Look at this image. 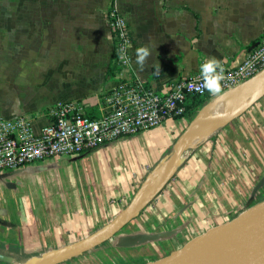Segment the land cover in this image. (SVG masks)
I'll return each instance as SVG.
<instances>
[{
    "label": "crops",
    "instance_id": "1",
    "mask_svg": "<svg viewBox=\"0 0 264 264\" xmlns=\"http://www.w3.org/2000/svg\"><path fill=\"white\" fill-rule=\"evenodd\" d=\"M111 8L125 16L132 36L122 73L157 90L209 57L237 65L264 37V0H0V118L25 116L39 133L62 102L100 116L117 81L109 72ZM140 45L152 48L144 70L136 64ZM190 120L165 119L75 155L0 171V264L51 263L111 225ZM177 168L126 223L129 231L103 242L110 248L98 258L161 260L264 199V94L187 151Z\"/></svg>",
    "mask_w": 264,
    "mask_h": 264
},
{
    "label": "built area",
    "instance_id": "2",
    "mask_svg": "<svg viewBox=\"0 0 264 264\" xmlns=\"http://www.w3.org/2000/svg\"><path fill=\"white\" fill-rule=\"evenodd\" d=\"M107 24L114 40L112 66L117 81L109 89L106 110L98 117H90L75 101L59 103L51 109L50 121L39 133L32 131L25 116L0 118V171L44 158L75 155L85 148L149 130L165 119L182 117L187 96L205 94L207 90L195 91L202 83L200 67L192 75L168 82L163 90L146 86L140 78L125 76L122 70L130 63L132 46L127 20L111 8ZM121 49L125 50L127 61L120 59ZM223 67V91L256 75L264 69V37L251 46L239 64L223 63Z\"/></svg>",
    "mask_w": 264,
    "mask_h": 264
},
{
    "label": "water",
    "instance_id": "3",
    "mask_svg": "<svg viewBox=\"0 0 264 264\" xmlns=\"http://www.w3.org/2000/svg\"><path fill=\"white\" fill-rule=\"evenodd\" d=\"M263 70L264 69H262L260 72ZM154 71H158V68H156ZM195 116L193 118H195ZM221 128H219V130ZM219 130H217V132ZM176 142L169 155H180L176 150ZM160 162L148 174L144 183L138 189L129 207L111 225L104 227L102 229L105 230L103 233H99V231H97L95 236H93L90 240L74 244V250L63 254L61 257L49 264H57L83 254L90 249L101 245L104 241L121 230L122 227L126 225V223L131 219V217L137 214L139 210H141L142 207L160 191V189L174 174L173 173L169 178H167V180L134 214L127 216L126 212L130 207H132L138 192L144 188L150 174H152L158 168ZM232 260L246 261L249 262V264H264V199L252 204L231 220L199 235L192 242L179 249L174 254L148 264H223L224 261Z\"/></svg>",
    "mask_w": 264,
    "mask_h": 264
},
{
    "label": "bare ground",
    "instance_id": "4",
    "mask_svg": "<svg viewBox=\"0 0 264 264\" xmlns=\"http://www.w3.org/2000/svg\"><path fill=\"white\" fill-rule=\"evenodd\" d=\"M263 92L264 70L238 86L222 92L220 97H214L207 102L178 138L176 150L180 155L171 154L162 160L158 168L150 174L144 189L140 192V195L137 196L132 207L126 212V215L130 216L134 214L167 178L178 169L177 167L183 161V156L189 149L198 147L205 140L213 136L219 128L225 126L238 115L242 114V112L248 108L252 102L259 98ZM59 257H61V255L56 257L53 261ZM32 263L49 264V261H41L40 263L39 259H31L29 264ZM223 264H249V262L232 260L224 261Z\"/></svg>",
    "mask_w": 264,
    "mask_h": 264
},
{
    "label": "clouds",
    "instance_id": "5",
    "mask_svg": "<svg viewBox=\"0 0 264 264\" xmlns=\"http://www.w3.org/2000/svg\"><path fill=\"white\" fill-rule=\"evenodd\" d=\"M152 55V48L148 45H140L136 48V64L141 70H144ZM121 60L127 61V55L124 49H121ZM200 75L202 83L195 91L203 93L207 90L211 95L220 97L222 95V81L225 80V69L223 63L216 57L207 58L200 66Z\"/></svg>",
    "mask_w": 264,
    "mask_h": 264
},
{
    "label": "trees",
    "instance_id": "6",
    "mask_svg": "<svg viewBox=\"0 0 264 264\" xmlns=\"http://www.w3.org/2000/svg\"><path fill=\"white\" fill-rule=\"evenodd\" d=\"M112 58H113V56H112ZM109 72H111V74L114 76L113 66L110 67ZM214 97H216V96L211 95L208 91H206L205 94H203V95H189V96H187L186 102H185L186 110H185V113L183 114V116L189 120L192 119L196 115L198 110H200L207 102L212 100Z\"/></svg>",
    "mask_w": 264,
    "mask_h": 264
},
{
    "label": "rangeland",
    "instance_id": "7",
    "mask_svg": "<svg viewBox=\"0 0 264 264\" xmlns=\"http://www.w3.org/2000/svg\"><path fill=\"white\" fill-rule=\"evenodd\" d=\"M264 94V92H263ZM103 228H96L97 231H100L102 230ZM123 232H126V230H128V228L124 225L122 227ZM129 231V230H128ZM110 242L107 241V243L105 244H101L99 245V247H94L93 250L90 249L89 252L87 251L86 253H84L82 256H79L76 260H75V263H74V259L72 260L71 264H111L109 261H102L101 260V256L100 258H98L96 255V253L98 251H106L110 248ZM116 263V262H115ZM64 264H68V263H64Z\"/></svg>",
    "mask_w": 264,
    "mask_h": 264
}]
</instances>
